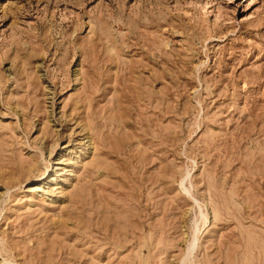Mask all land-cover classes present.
<instances>
[{
  "label": "rangeland",
  "instance_id": "obj_1",
  "mask_svg": "<svg viewBox=\"0 0 264 264\" xmlns=\"http://www.w3.org/2000/svg\"><path fill=\"white\" fill-rule=\"evenodd\" d=\"M0 264H264V0H0Z\"/></svg>",
  "mask_w": 264,
  "mask_h": 264
},
{
  "label": "bare ground",
  "instance_id": "obj_2",
  "mask_svg": "<svg viewBox=\"0 0 264 264\" xmlns=\"http://www.w3.org/2000/svg\"><path fill=\"white\" fill-rule=\"evenodd\" d=\"M61 132H62V131H61ZM57 133H58V132H57ZM75 134H76V133H75ZM60 135H61V133H60ZM76 135H77V136H74V137H73V136H70V137L68 136L67 138L69 139L70 142H71V141H76V140H78V139L80 138L79 136H80L81 134H80V132H79V133L76 134ZM72 137H73V138H72ZM85 144H86V143H84V145H85ZM80 146H81V145H80ZM37 189H38V188H37ZM193 247H194V246H193ZM191 248H192V247H191ZM189 252H190V250H189Z\"/></svg>",
  "mask_w": 264,
  "mask_h": 264
}]
</instances>
